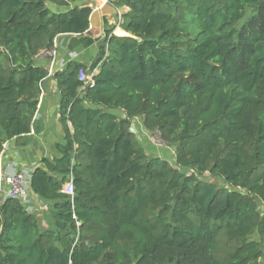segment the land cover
I'll use <instances>...</instances> for the list:
<instances>
[{"label": "trees", "instance_id": "1", "mask_svg": "<svg viewBox=\"0 0 264 264\" xmlns=\"http://www.w3.org/2000/svg\"><path fill=\"white\" fill-rule=\"evenodd\" d=\"M107 1L128 36L54 74L63 139L30 176L42 211L0 202V264H264V0ZM91 14L0 0V155L31 132L39 56ZM137 118L174 166L130 132Z\"/></svg>", "mask_w": 264, "mask_h": 264}, {"label": "crops", "instance_id": "2", "mask_svg": "<svg viewBox=\"0 0 264 264\" xmlns=\"http://www.w3.org/2000/svg\"><path fill=\"white\" fill-rule=\"evenodd\" d=\"M46 4L54 13L67 12L76 5L89 6L92 9L90 28L82 36H60L56 41L54 54L42 53L39 56L38 64L48 69L49 76L42 83L38 111L31 132L9 141L0 155V170L4 174L26 172L31 175L44 158L52 157L55 145L62 141L63 131L59 121L60 94L53 78L54 74L64 70L71 62L92 64L98 52L105 46L108 32L112 31L115 36H128L119 27L121 16L128 9L117 10L109 5L107 0H46ZM133 123L137 132L147 134L144 133L140 119H135ZM29 200V210L40 212L43 209L41 201L31 191Z\"/></svg>", "mask_w": 264, "mask_h": 264}, {"label": "built area", "instance_id": "3", "mask_svg": "<svg viewBox=\"0 0 264 264\" xmlns=\"http://www.w3.org/2000/svg\"><path fill=\"white\" fill-rule=\"evenodd\" d=\"M118 15L121 16L120 11H118ZM55 47L56 42L54 43V48L49 52V54H54ZM79 80L83 81L86 85L89 84L93 86L92 76L87 77L86 73L83 71H81L79 74ZM30 176L31 175L26 172H13L10 174H4L0 170V202H4L7 199H14L20 200L29 206ZM66 193L70 195L73 194L72 183H68L66 185Z\"/></svg>", "mask_w": 264, "mask_h": 264}, {"label": "rangeland", "instance_id": "4", "mask_svg": "<svg viewBox=\"0 0 264 264\" xmlns=\"http://www.w3.org/2000/svg\"><path fill=\"white\" fill-rule=\"evenodd\" d=\"M135 135L138 138L139 142L147 150L150 156L159 157L161 159L168 161L171 165L173 166L175 165V153L173 149L163 146L158 140V138L155 136H150L148 134H143V133L140 134V132H137L136 130H135ZM230 247H231V244L228 242L226 236L222 234L218 240V250H217L216 255L219 258L226 257V255L230 251Z\"/></svg>", "mask_w": 264, "mask_h": 264}, {"label": "water", "instance_id": "5", "mask_svg": "<svg viewBox=\"0 0 264 264\" xmlns=\"http://www.w3.org/2000/svg\"><path fill=\"white\" fill-rule=\"evenodd\" d=\"M130 132H131L132 134H135V124H134V123H132V125H131ZM260 209L264 211V207H260Z\"/></svg>", "mask_w": 264, "mask_h": 264}]
</instances>
